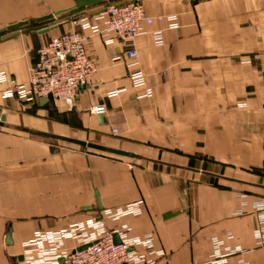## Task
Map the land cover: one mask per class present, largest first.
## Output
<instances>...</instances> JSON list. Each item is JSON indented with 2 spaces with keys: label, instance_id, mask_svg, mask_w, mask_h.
<instances>
[{
  "label": "crops",
  "instance_id": "obj_1",
  "mask_svg": "<svg viewBox=\"0 0 264 264\" xmlns=\"http://www.w3.org/2000/svg\"><path fill=\"white\" fill-rule=\"evenodd\" d=\"M107 1L133 0H105L0 34V76L21 84L37 48L66 31L82 32L96 64L72 110L5 97L9 84L0 79V264H29L24 243L36 232L92 218L108 231L126 228L128 238H151L154 264H264L255 235L264 203V0L145 1L146 14L162 21L141 25L134 59L102 32ZM73 5L0 0V29ZM137 70L141 87L130 79ZM98 104L104 110L90 112ZM64 138L134 157L62 147ZM137 202L138 214L104 215ZM214 240L221 253L242 251L213 262ZM78 246L69 238L62 249Z\"/></svg>",
  "mask_w": 264,
  "mask_h": 264
},
{
  "label": "built area",
  "instance_id": "obj_2",
  "mask_svg": "<svg viewBox=\"0 0 264 264\" xmlns=\"http://www.w3.org/2000/svg\"><path fill=\"white\" fill-rule=\"evenodd\" d=\"M149 0L107 1L102 12L104 33L111 32L125 45V54L134 59L137 56L133 48V40L142 33L141 25H151L162 18H152L146 14L144 2ZM88 26L87 23H84ZM84 26V27H85ZM173 27V26H172ZM160 39L159 33H157ZM120 60V56L113 61ZM96 70L94 58L87 51L86 38L80 30H70L51 37L39 46L30 66L29 78L26 83H18L15 79L1 75L2 81H8L9 87L4 92L5 97H15L24 105L41 99L61 101L68 110H72L78 89L91 83ZM134 87L144 85V74L137 70L130 74ZM124 87L111 91L108 95L115 96ZM150 92L145 96H150ZM103 104L94 105L90 112H102ZM114 134L117 133L113 129ZM140 202L131 203L117 210H105L104 215L118 219L125 214L140 213ZM116 234L119 242L114 243ZM255 235L260 245L264 246V203L257 206V224ZM76 239L79 246L72 250L62 249L65 239ZM142 245L140 253L136 246ZM221 243L213 241V262H222L226 256L241 249L220 251ZM23 258L29 264H154L155 258L149 255L152 249L151 238H128L127 229L121 231L105 230L100 220L95 218L85 223H75L58 231H38L24 243ZM81 246L84 249L77 250ZM163 253L159 252L161 256Z\"/></svg>",
  "mask_w": 264,
  "mask_h": 264
},
{
  "label": "water",
  "instance_id": "obj_3",
  "mask_svg": "<svg viewBox=\"0 0 264 264\" xmlns=\"http://www.w3.org/2000/svg\"><path fill=\"white\" fill-rule=\"evenodd\" d=\"M104 1L105 0H74L73 7L69 8V9H64L62 11H59L56 13H50V14H47V15H44V16H41L38 18L25 19V20H21V21L9 24L5 28L0 29V34L8 32V31L32 26V25L41 24V23H44L46 21L53 20L58 15H64L67 13H71V12L77 11L79 9H82L84 7L100 4ZM134 1L135 0H133L132 2H134ZM49 29H50L49 27H45L43 29H40L38 32L39 33H45L47 31H49ZM47 101H48L47 99H44L42 103H46ZM4 121H5V116L1 115L0 116V124H3ZM63 140L67 143L74 144V145H77L80 147H84V148H87L89 150H93L94 152H100L103 154H109V155L120 156V157H129V158L134 157V154L129 152V151L108 147V146H105V145H102V144H99L96 142H92V141H83V140H77V139H72V138H64ZM113 240H114V243L119 242L116 234L113 235ZM85 247L86 246H81L77 250L84 249Z\"/></svg>",
  "mask_w": 264,
  "mask_h": 264
},
{
  "label": "rangeland",
  "instance_id": "obj_4",
  "mask_svg": "<svg viewBox=\"0 0 264 264\" xmlns=\"http://www.w3.org/2000/svg\"><path fill=\"white\" fill-rule=\"evenodd\" d=\"M106 4H107V2H106ZM67 15H70V14H67ZM66 16V15H65ZM64 17V16H63ZM63 17H57V19H59L58 21V23H60L61 21H64V19L62 20L61 18H63ZM48 22H45V23H42V24H40L39 26H43V25H45V24H47ZM39 26H37V27H39ZM52 143H56V141L55 142H52ZM60 145H62V147L63 146H71V147H78L79 149H83V148H81L80 146H77V145H72V144H68V143H61ZM85 150H87V151H91V150H89V149H87V148H85ZM96 153H100V152H96Z\"/></svg>",
  "mask_w": 264,
  "mask_h": 264
},
{
  "label": "trees",
  "instance_id": "obj_5",
  "mask_svg": "<svg viewBox=\"0 0 264 264\" xmlns=\"http://www.w3.org/2000/svg\"><path fill=\"white\" fill-rule=\"evenodd\" d=\"M45 23V22H44ZM42 24V23H41ZM40 24H37V25H32V26H28V27H24V28H27V29H32V28H36L37 26H39ZM81 148H83V149H85L84 147H81ZM90 152H93L94 153V151L93 150H91Z\"/></svg>",
  "mask_w": 264,
  "mask_h": 264
}]
</instances>
